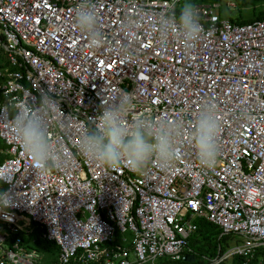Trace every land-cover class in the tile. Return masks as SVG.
Returning <instances> with one entry per match:
<instances>
[{
    "label": "built area",
    "instance_id": "1",
    "mask_svg": "<svg viewBox=\"0 0 264 264\" xmlns=\"http://www.w3.org/2000/svg\"><path fill=\"white\" fill-rule=\"evenodd\" d=\"M80 3L0 0V35L13 67L0 73V175L8 179L0 183L13 200L0 211V264L42 263L25 244L35 226L60 248L56 264H203L184 261L194 255L189 239L199 219L250 241L204 264L264 251V19L236 24L220 17L221 3L197 4L202 32L186 50L172 35L165 42L158 23L172 10L179 15L185 0H93L103 41L93 48L75 23ZM130 20L134 27H126ZM44 92L59 102L49 136L65 166L41 173L10 121ZM122 92L134 96L129 119L182 125L171 166L153 159L133 172L79 153L89 118ZM209 104L220 121L211 169L200 165L192 140Z\"/></svg>",
    "mask_w": 264,
    "mask_h": 264
},
{
    "label": "clouds",
    "instance_id": "2",
    "mask_svg": "<svg viewBox=\"0 0 264 264\" xmlns=\"http://www.w3.org/2000/svg\"><path fill=\"white\" fill-rule=\"evenodd\" d=\"M75 23L81 33L87 34L89 47L102 44L98 13L93 0H81L75 10ZM158 23L165 42L172 35L182 41L186 50L193 47L202 32L197 9L187 0L180 6L179 15L172 10L159 17ZM134 24L130 20L126 27H134ZM133 103L134 96L130 92H122L112 100L102 101L101 113L89 118L77 146L83 158L106 168L125 164L133 172L142 171L153 159L162 168L171 166L177 155L175 137L180 133L182 125L164 120L150 121L146 117L129 119ZM58 107L59 102L44 92L34 105L15 109L10 121L20 147L41 173L65 166V159L49 136V117ZM219 133L220 121L215 106H204L192 132L196 154L204 168L214 167L220 154ZM0 180L8 182L6 175H0ZM11 206L13 200L10 194L0 191V211Z\"/></svg>",
    "mask_w": 264,
    "mask_h": 264
},
{
    "label": "trees",
    "instance_id": "3",
    "mask_svg": "<svg viewBox=\"0 0 264 264\" xmlns=\"http://www.w3.org/2000/svg\"><path fill=\"white\" fill-rule=\"evenodd\" d=\"M227 1L229 0H187V2L193 5L197 4H209V3H221L219 10L220 17L223 18V10L227 7ZM239 7L237 17L231 19L236 24L252 23L254 21L264 19V0H232ZM186 2V0H185ZM243 9L250 10L249 20L245 18ZM5 44V38L0 35V73L5 69H13L8 61L6 51L3 48ZM4 81V77L0 76V83ZM0 148L5 149L6 145L0 140ZM5 155L0 156V164L3 163ZM0 190H4V186L0 183ZM198 230L189 239V248L196 256V263H204L210 259H215L218 256H222L227 249L223 247L225 242L231 239L232 235H223L216 225L207 221L206 219H199L196 221ZM43 230L35 226L33 233L27 238L26 245L32 249H36L42 256L41 264H56L60 254V248L49 241L42 239ZM118 238V237H117ZM119 239V238H118ZM35 241V242H33ZM160 262L165 263V260ZM183 263V262H182ZM73 264H81L79 262H73ZM100 264V263H91ZM220 264H264V251L257 252L254 257H241L233 256L228 260L221 262Z\"/></svg>",
    "mask_w": 264,
    "mask_h": 264
},
{
    "label": "rangeland",
    "instance_id": "4",
    "mask_svg": "<svg viewBox=\"0 0 264 264\" xmlns=\"http://www.w3.org/2000/svg\"><path fill=\"white\" fill-rule=\"evenodd\" d=\"M238 9H239V7L237 6V4H236V7L233 8V9H229L228 7H225L224 10H223L224 18H227V19H230V20L231 19H235L237 17ZM243 14H244L245 18L249 20L250 10L249 9H243ZM249 243H250V241L248 239L244 238V237H240V236H237V235H232L231 239H229L228 242H225L223 244V247L225 249H230V248L235 247V246L244 247V246H246ZM204 263H206V262H204Z\"/></svg>",
    "mask_w": 264,
    "mask_h": 264
},
{
    "label": "water",
    "instance_id": "5",
    "mask_svg": "<svg viewBox=\"0 0 264 264\" xmlns=\"http://www.w3.org/2000/svg\"><path fill=\"white\" fill-rule=\"evenodd\" d=\"M184 261H185V262L195 263V262H196V256H195V255H189V256H186V257L184 258Z\"/></svg>",
    "mask_w": 264,
    "mask_h": 264
},
{
    "label": "crops",
    "instance_id": "6",
    "mask_svg": "<svg viewBox=\"0 0 264 264\" xmlns=\"http://www.w3.org/2000/svg\"><path fill=\"white\" fill-rule=\"evenodd\" d=\"M6 55H7V53H6ZM8 58V57H7ZM8 69V68H7ZM4 71V70H3Z\"/></svg>",
    "mask_w": 264,
    "mask_h": 264
},
{
    "label": "bare ground",
    "instance_id": "7",
    "mask_svg": "<svg viewBox=\"0 0 264 264\" xmlns=\"http://www.w3.org/2000/svg\"><path fill=\"white\" fill-rule=\"evenodd\" d=\"M235 10V9H234Z\"/></svg>",
    "mask_w": 264,
    "mask_h": 264
}]
</instances>
